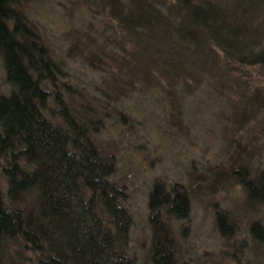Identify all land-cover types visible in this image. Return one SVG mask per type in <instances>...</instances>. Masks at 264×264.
I'll return each mask as SVG.
<instances>
[{
    "label": "trees",
    "instance_id": "1",
    "mask_svg": "<svg viewBox=\"0 0 264 264\" xmlns=\"http://www.w3.org/2000/svg\"><path fill=\"white\" fill-rule=\"evenodd\" d=\"M27 1L0 0V59L10 86L0 95V167L7 182V200L0 188V264H132L124 250L130 224L125 193L111 178L116 161L96 139L121 90L116 85L103 99L80 93L83 102L74 105L78 92L59 83L61 59L22 12ZM108 2L115 21L97 31L101 44L83 60L92 67L101 62L114 80L129 77L133 83L120 82L132 91L153 77L168 83L163 91L169 95L209 78L220 91L225 72L238 82L249 64L264 74V0ZM254 91L250 97H259ZM244 188L247 200L262 198L264 171L245 180ZM160 208L185 216V193L155 184L149 209L157 215ZM156 215L149 216L152 263L174 264L170 236ZM217 221L223 228L222 216ZM251 231L264 236L258 222Z\"/></svg>",
    "mask_w": 264,
    "mask_h": 264
},
{
    "label": "rangeland",
    "instance_id": "2",
    "mask_svg": "<svg viewBox=\"0 0 264 264\" xmlns=\"http://www.w3.org/2000/svg\"><path fill=\"white\" fill-rule=\"evenodd\" d=\"M103 2L28 0L21 9L53 57L61 59L59 83L69 82L78 92L74 105L83 102L81 94L103 99L104 91L112 95L116 85L121 90L120 97L110 102L116 111L103 120L96 139L102 152L115 158L111 178L125 193L123 206L130 215L126 256L132 264H153L149 216L156 214L150 212L149 196L155 184L165 192L176 185L188 201L185 216L165 208L156 215L170 236L174 264H264V236L251 231L256 222L264 230V195L249 201L244 188L245 180L264 171V74L249 64L241 81L231 82L233 74L225 72L220 91L213 88L219 83L210 85L209 78L199 85L190 83L187 92L175 88L169 95L164 92L168 83L156 77L149 84H136L132 91L120 82L133 83L129 77L115 81L101 62L92 67L83 60L101 44L97 31L104 23L109 29L115 21L110 3ZM217 52H212L215 58ZM216 63L220 66L225 60L221 57ZM58 88L67 96L62 86ZM254 89L260 94L251 98ZM9 90L0 59V95ZM0 186L7 200L1 167Z\"/></svg>",
    "mask_w": 264,
    "mask_h": 264
}]
</instances>
